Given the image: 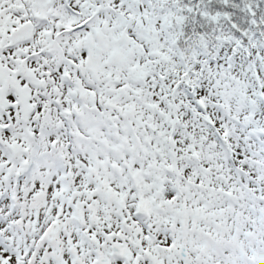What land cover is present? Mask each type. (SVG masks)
Segmentation results:
<instances>
[{
	"label": "rangeland",
	"instance_id": "1",
	"mask_svg": "<svg viewBox=\"0 0 264 264\" xmlns=\"http://www.w3.org/2000/svg\"><path fill=\"white\" fill-rule=\"evenodd\" d=\"M108 2L96 26L90 23V7L96 0H0V123L7 126L0 130V264H82L89 260L86 253L93 254V262L107 244H116L118 254L126 250L139 264L149 262V257L139 256L145 247L149 256H161L163 264H264V157L253 150L244 127L234 126L232 131V122L218 111L214 117L206 109L194 114L185 104L193 91L170 93L167 83L174 77L164 85L157 73L144 70L140 61L163 59L166 48L161 36L150 39L149 45L138 43L135 11L146 12L147 0ZM156 27L151 25L150 35ZM155 47L162 50L160 56L151 54ZM170 65L178 67L174 61ZM191 70L198 72L195 67ZM14 72L18 79L12 86ZM132 72L141 80L131 77ZM207 80L206 72L200 95ZM17 102L24 103L23 114ZM213 103L206 102L212 111ZM96 105L98 113L105 110V125L114 123L106 136L115 130L127 132L124 153L104 137L107 146L98 151L105 155L96 158L102 153L85 139L93 140L90 113L83 112L86 120L77 122L76 133L59 122L60 115L70 119L68 113L76 117L85 106ZM171 110L182 116L174 126L178 131L171 125L165 129ZM36 111L39 115L33 120ZM150 113L156 131H164L163 140L154 133L159 145L151 147L158 148L157 154L163 150L165 160H157V167L163 171L168 166L195 179L190 202L178 175L158 198L165 183L151 186L154 182L142 176V160H132L134 150L138 158L143 154L138 148L147 137L145 130L153 133V124L145 120ZM140 118L146 122L138 125ZM74 138L76 150L70 147ZM120 161L132 164L135 171L127 184ZM136 175L142 195L131 192ZM151 187L158 189L155 195L147 193ZM135 197L147 213L143 219L134 214ZM192 208L196 211L190 216ZM202 212L208 218L200 221ZM133 217L138 221L134 229L125 225ZM55 219L62 223L60 238L43 243L41 233ZM166 228L187 235L189 251L182 261L170 259L163 248L169 238ZM145 229L155 231V237L146 235Z\"/></svg>",
	"mask_w": 264,
	"mask_h": 264
},
{
	"label": "trees",
	"instance_id": "2",
	"mask_svg": "<svg viewBox=\"0 0 264 264\" xmlns=\"http://www.w3.org/2000/svg\"><path fill=\"white\" fill-rule=\"evenodd\" d=\"M101 1L104 2V0ZM108 1L106 0L107 3ZM147 2L150 5L145 3V6L150 7L146 12H141L138 8L135 11L138 20L134 32H137V37L140 39L134 34L131 36L138 39L139 44L145 45L151 43L150 39L157 41L160 36L164 37L163 43L166 44V48L163 50V59L148 57L146 60L140 61L144 70H148L147 73H157L156 75L160 76L164 85L171 77H174L170 83H167L169 89L167 91H171L170 93L178 91L182 92V95H188L193 91L192 96L188 95L189 99L185 104L186 107L188 106L187 108H190V111H194V114L200 111V105H205L207 100L213 101L214 105L210 106L215 109L211 110V114L215 115V111H218L223 118H228L232 122V128L234 126L236 128L244 127V134L251 141L253 150L264 157V111L261 117L256 118L259 115L258 111L264 109V87L262 86L264 79L260 84L259 79L254 75L257 71L256 68L263 72L264 65L259 64L258 61V66L255 68V62L252 60L249 62L250 57L255 56L256 52L262 54L260 59L261 62L264 61V0H147ZM105 5L100 6L96 0V4L90 7V13L95 12L97 7H99V11H102ZM94 22L96 26L100 25L99 15H95ZM153 24L157 26L156 32L154 35H150L148 31ZM143 26H147L144 31L141 30ZM160 51L162 50H157L155 47L151 50V54L160 56ZM230 53H233L234 56L232 57ZM214 55L218 57V63L211 62V65L207 66L206 61L209 58L214 59ZM230 57H232V61L236 57L249 58L248 62L252 69L241 72L240 64L235 63L232 72L227 74L225 64ZM172 61L178 66L177 68L174 69L173 65H170ZM244 66L247 67L246 64ZM192 67H195L198 72L192 71ZM181 69H184L183 73ZM248 71H251L252 74H249ZM206 72L208 80L200 95L199 90L203 85L202 81ZM131 75L141 80V77L137 76V72H132ZM262 76L264 78L263 74ZM143 83L146 84L145 80ZM175 105L181 108V103L175 101ZM177 114L170 111L167 116L168 121L177 122L181 119ZM149 115L150 118H148ZM149 115L145 120L153 124L151 122L154 119L153 113ZM84 116H72L74 125L77 122L80 123L85 118ZM89 117L87 119H91L94 126V143L102 141L101 139L111 128L105 125L108 120L104 122L105 120L101 117ZM145 120L140 118L138 125L140 122L145 123ZM150 126L156 127L154 124ZM145 135L147 137L143 141L141 140L138 148L143 153L140 158L143 162L142 170H144L142 176L145 180L154 182L151 183L153 184L151 186H154L155 182L162 184L167 174H165V166H163V171L157 167V160H165L162 159L163 150L160 151L161 154H157L158 148H151L159 145V139L154 133L146 131ZM126 136L127 132L124 129L123 133L114 134V141H108L116 147L117 145L121 146V153H124L126 149L124 146L126 147L127 144H125L126 138L123 139V137ZM106 146V143L105 145L101 143L94 148L97 152ZM145 164L146 168H144ZM131 166L132 164L129 167L134 173ZM147 173L149 177L145 178ZM154 173L157 175L153 176ZM167 177L172 179L168 175ZM136 179L139 183L140 178L136 177ZM149 191L150 194L154 193L155 195L158 189L151 187Z\"/></svg>",
	"mask_w": 264,
	"mask_h": 264
},
{
	"label": "water",
	"instance_id": "3",
	"mask_svg": "<svg viewBox=\"0 0 264 264\" xmlns=\"http://www.w3.org/2000/svg\"><path fill=\"white\" fill-rule=\"evenodd\" d=\"M59 232V224L54 222L43 233L42 239L54 240Z\"/></svg>",
	"mask_w": 264,
	"mask_h": 264
},
{
	"label": "flooded vegetation",
	"instance_id": "4",
	"mask_svg": "<svg viewBox=\"0 0 264 264\" xmlns=\"http://www.w3.org/2000/svg\"><path fill=\"white\" fill-rule=\"evenodd\" d=\"M10 79H11L12 83H15L17 81V77L16 76L15 77L11 76ZM5 84H7V82H5Z\"/></svg>",
	"mask_w": 264,
	"mask_h": 264
}]
</instances>
